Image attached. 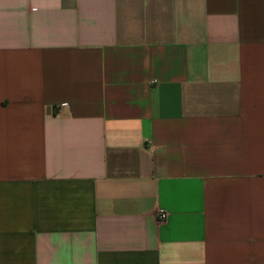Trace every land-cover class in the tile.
<instances>
[{"label":"crops","instance_id":"obj_1","mask_svg":"<svg viewBox=\"0 0 264 264\" xmlns=\"http://www.w3.org/2000/svg\"><path fill=\"white\" fill-rule=\"evenodd\" d=\"M0 264H264V0H0Z\"/></svg>","mask_w":264,"mask_h":264},{"label":"built area","instance_id":"obj_2","mask_svg":"<svg viewBox=\"0 0 264 264\" xmlns=\"http://www.w3.org/2000/svg\"><path fill=\"white\" fill-rule=\"evenodd\" d=\"M168 214L165 211H160L158 213V220L159 222H165L167 220Z\"/></svg>","mask_w":264,"mask_h":264}]
</instances>
